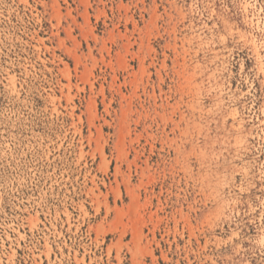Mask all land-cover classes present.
I'll return each mask as SVG.
<instances>
[{
    "label": "rangeland",
    "instance_id": "rangeland-1",
    "mask_svg": "<svg viewBox=\"0 0 264 264\" xmlns=\"http://www.w3.org/2000/svg\"><path fill=\"white\" fill-rule=\"evenodd\" d=\"M0 264H264V0H0Z\"/></svg>",
    "mask_w": 264,
    "mask_h": 264
}]
</instances>
